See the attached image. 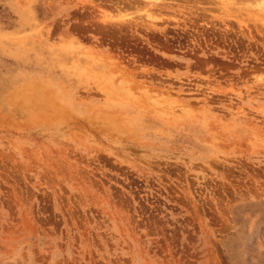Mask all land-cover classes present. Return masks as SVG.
I'll return each instance as SVG.
<instances>
[{
	"label": "rangeland",
	"instance_id": "1",
	"mask_svg": "<svg viewBox=\"0 0 264 264\" xmlns=\"http://www.w3.org/2000/svg\"><path fill=\"white\" fill-rule=\"evenodd\" d=\"M0 264H264V0H0Z\"/></svg>",
	"mask_w": 264,
	"mask_h": 264
},
{
	"label": "bare ground",
	"instance_id": "2",
	"mask_svg": "<svg viewBox=\"0 0 264 264\" xmlns=\"http://www.w3.org/2000/svg\"><path fill=\"white\" fill-rule=\"evenodd\" d=\"M185 112V111H184Z\"/></svg>",
	"mask_w": 264,
	"mask_h": 264
}]
</instances>
